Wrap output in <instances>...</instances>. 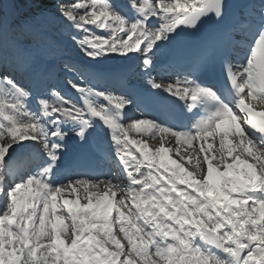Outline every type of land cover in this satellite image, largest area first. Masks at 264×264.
<instances>
[{
	"label": "snow or ice",
	"instance_id": "snow-or-ice-1",
	"mask_svg": "<svg viewBox=\"0 0 264 264\" xmlns=\"http://www.w3.org/2000/svg\"><path fill=\"white\" fill-rule=\"evenodd\" d=\"M0 264H264V0H0Z\"/></svg>",
	"mask_w": 264,
	"mask_h": 264
},
{
	"label": "bare ground",
	"instance_id": "bare-ground-1",
	"mask_svg": "<svg viewBox=\"0 0 264 264\" xmlns=\"http://www.w3.org/2000/svg\"><path fill=\"white\" fill-rule=\"evenodd\" d=\"M59 34L61 35V32ZM155 76H156L157 83H160V84L169 83V80L167 78L162 79L157 74ZM253 103L258 105V101H254ZM225 126H227V123L225 124ZM144 127H146L145 133L143 132ZM150 128L151 127L149 125H141L139 131H137L136 129H132L129 131L128 134L132 135L134 139L146 141L152 149H155V148L159 147V142L156 141V139L153 138L151 135V133L153 131H155V128L153 129L152 132L150 131L151 130ZM157 134H159L160 137L164 138L165 145L171 149V151L168 153V155H170L174 159H181V157H186V155L189 154L190 155L189 159L183 160L182 162L185 163V165H187V166L190 164L189 166H191V168L194 169L193 167L196 166L197 160L199 158L196 157V149H194L193 145H189L186 142V140H182L183 138H181L179 141H177L176 138L171 135V133L166 134L163 132H157ZM209 142H212V140ZM217 146H218V141L213 142V147H212V149L209 150L208 154L209 155L214 154L216 156V158H219V151H218ZM205 147L207 148V144H205ZM177 148H179V152L176 151ZM214 161H216V160H214ZM201 166L206 167V165H203V164H201ZM105 182H106V180H105ZM81 192L82 191L75 193V194H71V196L69 198H76V196L80 197ZM82 197H83V195H82ZM116 199H118V197ZM85 202H87V201L84 198L80 197V203L83 204Z\"/></svg>",
	"mask_w": 264,
	"mask_h": 264
},
{
	"label": "rangeland",
	"instance_id": "rangeland-1",
	"mask_svg": "<svg viewBox=\"0 0 264 264\" xmlns=\"http://www.w3.org/2000/svg\"><path fill=\"white\" fill-rule=\"evenodd\" d=\"M70 2H72V1L62 0L63 6H65V7H67L68 4H69ZM81 2H83V0H81ZM24 15H25V14H24ZM52 31H53V36H54V35H57V33L54 31V29H53ZM57 36H58V35H57ZM226 123L228 124V123H230V122H226ZM145 129H146V127L143 128V132H144V133H145ZM160 138H161V137L159 136V134H157L155 139H156V141L159 142V141H160ZM182 140H185V139L183 138ZM209 141H211V138H209ZM192 145H193L194 149H196L197 141H194ZM217 148H218V146H217ZM186 157H190V155L187 154ZM193 158H194V157H193ZM217 160H218V158H216V161H217ZM189 165H190V164H189ZM190 167H191V166H190ZM193 168H194V169L190 168L189 170H191V169H192V170H195V167H193ZM67 193H68V192L62 193V195H65V194H67ZM69 194H70V193H69ZM82 195H83V192H81V196H80L81 198H83ZM116 231H118V228L116 229ZM121 238H122V237H121Z\"/></svg>",
	"mask_w": 264,
	"mask_h": 264
},
{
	"label": "trees",
	"instance_id": "trees-1",
	"mask_svg": "<svg viewBox=\"0 0 264 264\" xmlns=\"http://www.w3.org/2000/svg\"><path fill=\"white\" fill-rule=\"evenodd\" d=\"M48 1H50V0H48ZM51 2V1H50Z\"/></svg>",
	"mask_w": 264,
	"mask_h": 264
}]
</instances>
